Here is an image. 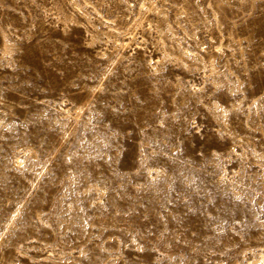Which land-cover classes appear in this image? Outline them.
<instances>
[{"label": "rangeland", "instance_id": "1", "mask_svg": "<svg viewBox=\"0 0 264 264\" xmlns=\"http://www.w3.org/2000/svg\"><path fill=\"white\" fill-rule=\"evenodd\" d=\"M0 264H264V0H0Z\"/></svg>", "mask_w": 264, "mask_h": 264}]
</instances>
